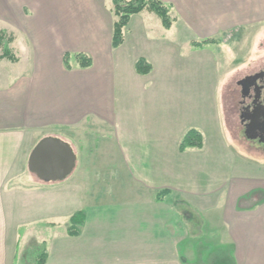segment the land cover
<instances>
[{"label":"crops","instance_id":"1","mask_svg":"<svg viewBox=\"0 0 264 264\" xmlns=\"http://www.w3.org/2000/svg\"><path fill=\"white\" fill-rule=\"evenodd\" d=\"M160 1L171 26L143 10L113 48L112 0H0L16 58L0 59V264H19L30 232L43 264H209L216 250L213 264H264V155L228 126L217 53L220 35L245 25L264 43V0ZM189 129L202 145L181 151ZM49 136L76 157L58 181L28 169ZM199 221L214 243L205 255Z\"/></svg>","mask_w":264,"mask_h":264},{"label":"rangeland","instance_id":"2","mask_svg":"<svg viewBox=\"0 0 264 264\" xmlns=\"http://www.w3.org/2000/svg\"><path fill=\"white\" fill-rule=\"evenodd\" d=\"M9 26V23H5L4 19L0 18V29L7 28L6 26ZM247 29L246 34H241V30L237 28L230 29L229 31H226L225 33H222L220 35L221 43H223L226 46V49L224 51H217L219 53V61L221 63V69H226L229 73L227 77L225 78V88H224V108H225V116L228 123V126L231 128V131L235 135H239L241 132L238 131V118L235 111V100H237L238 97V87L236 85V81L239 80L241 77H243L245 74H250L252 72H255L261 67L260 65L263 61L261 60L264 58V43L261 44V46L258 48L255 44V38L253 32H255L257 27H253L252 25H245ZM242 29V28H241ZM4 32H1L0 30V55L3 52V44L7 43H13L14 35L13 33H8L6 30H2ZM8 44V46H9ZM69 62L75 61V56L73 53H69ZM221 59V60H220ZM240 136L243 138L242 141V147L244 149H251L252 147H255L258 149L262 155H264V146L261 144L251 141V139L245 137L243 134H240ZM197 230L199 231L196 235V240L194 243L196 244V251L197 253H201L202 255L206 254V250H210V247L212 246L213 242L208 241L207 244L204 240V234H201V230L203 229L202 223L199 221L196 226ZM30 244L23 247L21 250V254L25 256L24 263H27V259L29 257H33L36 246L38 244L34 241L36 238V235L38 233L36 232H30ZM214 244V243H213ZM215 254L211 257V261L209 264H213L214 261L220 260L221 258V251H214ZM220 257V258H219ZM32 259V258H31ZM30 259V260H31ZM192 264V263H191ZM199 264V263H195Z\"/></svg>","mask_w":264,"mask_h":264},{"label":"trees","instance_id":"3","mask_svg":"<svg viewBox=\"0 0 264 264\" xmlns=\"http://www.w3.org/2000/svg\"><path fill=\"white\" fill-rule=\"evenodd\" d=\"M113 13L115 15V21L113 24V35L111 46L113 48L118 47L123 42V28L127 25L130 17L143 10H148L156 14L165 28L171 26V18L169 15V7L163 4L160 0H112ZM1 40V37H0ZM211 40H204L202 42H195L194 45H201L202 43H209ZM8 44H3V52L0 55V59L6 58L10 61H16V58L11 55ZM76 59L79 66L87 67L91 64V59L85 55L77 54ZM66 62V60H65ZM135 70L140 74H147L151 70L150 64L144 59H138L135 63ZM202 136L196 129H189L182 137L179 143V150H184L188 147H201ZM82 212H76L71 215L68 227L69 235H76L78 229L84 221ZM32 258V259H31ZM46 258V248L43 244L36 246V250L33 257L27 259V263L24 264H43ZM25 256L22 255V259L19 264H23ZM31 259V260H30Z\"/></svg>","mask_w":264,"mask_h":264},{"label":"flooded vegetation","instance_id":"4","mask_svg":"<svg viewBox=\"0 0 264 264\" xmlns=\"http://www.w3.org/2000/svg\"><path fill=\"white\" fill-rule=\"evenodd\" d=\"M235 111L243 135L264 146V64L236 81ZM247 126V127H246ZM247 128V135L245 130Z\"/></svg>","mask_w":264,"mask_h":264},{"label":"water","instance_id":"5","mask_svg":"<svg viewBox=\"0 0 264 264\" xmlns=\"http://www.w3.org/2000/svg\"><path fill=\"white\" fill-rule=\"evenodd\" d=\"M245 135L248 136L247 128ZM75 159L73 149L67 142L55 136L44 137L33 148L28 169L40 180L58 181L72 172Z\"/></svg>","mask_w":264,"mask_h":264}]
</instances>
